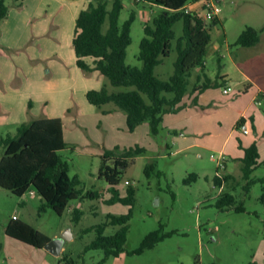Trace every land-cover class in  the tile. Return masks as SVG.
Returning <instances> with one entry per match:
<instances>
[{
    "label": "rangeland",
    "instance_id": "rangeland-1",
    "mask_svg": "<svg viewBox=\"0 0 264 264\" xmlns=\"http://www.w3.org/2000/svg\"><path fill=\"white\" fill-rule=\"evenodd\" d=\"M84 1L88 6L96 0H77L80 4ZM107 1L112 9L116 0ZM122 1L121 24L135 13L126 60L142 66L139 53L145 25L153 22L163 8L148 1ZM5 2L11 7L16 0ZM220 5L221 21H212L206 66L192 70L184 107L166 113L157 134L149 122L130 130L122 109L109 116L101 113L102 107L115 102L96 105L98 114L83 115L84 127L71 118L77 114L67 116L68 144L59 153L69 163L70 176H79L81 183L79 196L70 201L63 214L52 207L44 209L45 201L40 194L31 193L33 188L18 195L0 186V264H67L69 260L74 264H264V0H221ZM108 25L109 21L105 29ZM248 26L260 30V41L252 46L238 43ZM174 29L171 54L155 68L156 75L165 80L176 69V45L184 35V20L176 22ZM103 78L102 87L108 85L111 90L135 88L114 86L108 77ZM207 81H211L209 87L194 90L195 85ZM227 86L232 87L230 93L224 92ZM242 117L251 123L249 134L237 128ZM20 124L7 126L0 121V159L5 153L2 138L15 135ZM254 142L259 148V164L248 179L242 158L245 148ZM138 145L146 151L122 166L118 184L123 193L129 186L136 189L128 239L120 255L108 256L105 248L88 246L100 234L98 226L108 221L109 213H128L130 205L105 201L111 191L110 182L100 174L101 154L116 146L122 152ZM151 162L156 163L157 171L148 175L145 168ZM193 173L198 178L187 181ZM228 175L233 178L224 186L217 183V176ZM249 180H254L250 186ZM90 191L99 196H89ZM223 191L236 195L233 207L217 204ZM238 205L244 209L238 210ZM76 206L84 212L80 219H74ZM14 217L31 223L52 239L63 238L68 229L73 236L56 255L45 247L9 236L5 229ZM120 227L108 224L104 234H114ZM153 231L164 238L138 253Z\"/></svg>",
    "mask_w": 264,
    "mask_h": 264
},
{
    "label": "trees",
    "instance_id": "trees-1",
    "mask_svg": "<svg viewBox=\"0 0 264 264\" xmlns=\"http://www.w3.org/2000/svg\"><path fill=\"white\" fill-rule=\"evenodd\" d=\"M162 6V12L153 22L145 25V36L141 41L139 58L142 66H134L127 62L128 47L132 43V24L135 13L124 24L120 23L121 11L124 7L122 0H116L112 9L108 8L107 0L91 1L82 9L76 24L73 44L78 55V65L85 71L99 70L108 77L114 86H134L130 90H111L108 85L100 89H90L88 99L98 105L115 102L117 108L126 111L128 127L134 131L144 122H149L152 131L157 134L168 112H176L184 107L183 101L189 90L190 75L197 66H206V56L212 41V22H208L195 12L185 9L189 0H140ZM10 6L5 0H0V20L7 17ZM184 20V35L176 45L178 58L176 69L169 80L160 78L155 68L171 54L173 40L176 37L174 26L179 20ZM109 21L108 27L105 24ZM219 21L215 19L213 23ZM260 30L248 26L240 35L238 43L252 46L260 41ZM95 58L94 66L85 57ZM200 77V75H199ZM211 81L199 84L194 90H204ZM245 118L240 120V124ZM5 153L0 159V186L15 194L23 195L29 188L36 190L45 201L43 208L52 207L63 214L70 201L79 196V176L71 177L69 163L63 159L60 150L67 147L62 117L36 118L22 122L15 135L2 138ZM242 146V144H241ZM120 146L106 149L102 154L103 163L101 176L110 182L111 195L105 198L108 203L122 202L130 205L128 213L108 214V221L99 225L100 234L88 248H105L107 255H120L124 251L128 239L129 221L136 202V189L129 186L123 193L118 184L123 172L122 166H128L130 160L146 151L143 146L125 148ZM259 148L256 142L245 148L242 158L244 176L251 178L259 164ZM114 160V163L111 162ZM146 172L152 175L157 171L155 162L146 165ZM160 173V171H159ZM198 178L191 174L189 179ZM232 178L217 176L216 181L224 186ZM254 180H249L248 186ZM247 186V187H248ZM89 196L97 197L98 192L90 191ZM237 202L236 195L223 191L217 204L221 207H233ZM238 210L244 206L238 205ZM80 207L74 208V219L83 215ZM108 224H120V229L111 235H105ZM6 233L26 243L43 248L52 239L49 235L36 228L31 223L18 217L12 218ZM164 238L159 231H153L146 236L138 253L154 247ZM67 264H74L69 260ZM102 264V263H100Z\"/></svg>",
    "mask_w": 264,
    "mask_h": 264
},
{
    "label": "crops",
    "instance_id": "crops-1",
    "mask_svg": "<svg viewBox=\"0 0 264 264\" xmlns=\"http://www.w3.org/2000/svg\"><path fill=\"white\" fill-rule=\"evenodd\" d=\"M87 4L77 0H16L1 20L0 121L4 125L62 117L66 138L69 114H77L71 118L82 127L83 115L98 114L87 92L102 87L103 74L80 67L73 44L77 18ZM85 59L94 66V57ZM120 111L116 104L101 108L106 116ZM237 128L243 132L240 121Z\"/></svg>",
    "mask_w": 264,
    "mask_h": 264
},
{
    "label": "built area",
    "instance_id": "built-area-1",
    "mask_svg": "<svg viewBox=\"0 0 264 264\" xmlns=\"http://www.w3.org/2000/svg\"><path fill=\"white\" fill-rule=\"evenodd\" d=\"M220 2L221 0H193L186 4L185 9L187 12H195L208 22H212L215 19L220 18V13L222 11ZM231 89V86H227L224 88V92L230 93ZM241 129L246 134L251 132V126L247 119L241 124ZM126 183L130 184L131 182L127 180ZM31 193L35 194L36 190H32Z\"/></svg>",
    "mask_w": 264,
    "mask_h": 264
},
{
    "label": "water",
    "instance_id": "water-1",
    "mask_svg": "<svg viewBox=\"0 0 264 264\" xmlns=\"http://www.w3.org/2000/svg\"><path fill=\"white\" fill-rule=\"evenodd\" d=\"M71 230L68 229L66 232H64V237L61 239H51L46 245L45 248L50 250L56 255H60L61 251L63 249V245L66 241V239L72 238Z\"/></svg>",
    "mask_w": 264,
    "mask_h": 264
}]
</instances>
